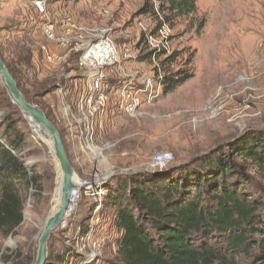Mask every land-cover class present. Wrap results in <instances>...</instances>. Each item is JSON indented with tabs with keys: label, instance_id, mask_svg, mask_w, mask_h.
Masks as SVG:
<instances>
[{
	"label": "rangeland",
	"instance_id": "obj_1",
	"mask_svg": "<svg viewBox=\"0 0 264 264\" xmlns=\"http://www.w3.org/2000/svg\"><path fill=\"white\" fill-rule=\"evenodd\" d=\"M35 1L0 0V49L25 99L40 107L56 126L59 115L65 122L64 105H74L81 72L75 70L73 60L68 64L47 60L46 51L56 49L41 30L46 16L59 20L68 14L80 24L109 28L122 59L120 68L107 69L110 75H126L141 89L149 78L155 88L154 99L142 104L137 116L114 110L98 119L95 162L88 165L79 159L87 170L131 171L151 165L155 156L164 154H171L175 161L197 157L189 167L229 145L253 136L264 138V0H196L195 15L178 20L174 27L168 24L171 37L166 56L180 54L171 70L193 77L166 95L159 82L164 74L159 60L143 58L151 51L145 34L157 26L153 16L137 15L145 0H47L46 16L37 11ZM104 9L110 13L99 15ZM10 123L25 136L20 156L24 163L33 162L27 168L29 176L34 172L41 181L38 187L21 183L26 192L22 223L8 236L0 235V264H32L38 248L36 226L41 227L51 210L56 175L17 108L10 105L0 80V138ZM235 162L242 160L235 158ZM90 200L76 226L78 242L72 240L69 245L85 254L79 260L67 256L70 264H101L116 254L119 233L113 213L100 210L98 224L91 227L96 206ZM79 225L82 232L77 231ZM86 235L90 238L82 240ZM65 248L61 243L49 246L50 253L57 255L56 262ZM90 251L97 257H91ZM237 264L258 262L251 254Z\"/></svg>",
	"mask_w": 264,
	"mask_h": 264
},
{
	"label": "trees",
	"instance_id": "obj_2",
	"mask_svg": "<svg viewBox=\"0 0 264 264\" xmlns=\"http://www.w3.org/2000/svg\"><path fill=\"white\" fill-rule=\"evenodd\" d=\"M156 1L158 7L153 0H145L137 13L157 20L153 31L163 24L174 27L197 10L196 0ZM144 41L147 46L146 38ZM166 55L149 51L143 57L159 60L163 95L193 77L183 70H171L179 53ZM24 142L15 123L7 125L0 138L2 236L22 223L26 192L21 185L31 182L38 187L41 181L34 172L29 176L27 167L33 162L25 167L22 161ZM235 158L242 163L237 164ZM251 171L253 175H247ZM108 188L104 186L103 209L112 211L119 239L115 257L101 264H237L242 256L251 254L258 264H264L263 137L229 145L183 169L142 175ZM67 256L82 259L68 247L55 264H70Z\"/></svg>",
	"mask_w": 264,
	"mask_h": 264
},
{
	"label": "built area",
	"instance_id": "obj_3",
	"mask_svg": "<svg viewBox=\"0 0 264 264\" xmlns=\"http://www.w3.org/2000/svg\"><path fill=\"white\" fill-rule=\"evenodd\" d=\"M34 5L41 15L46 16L47 0H36ZM109 13L104 9L99 15L106 16ZM41 30L46 40L56 49L46 51L47 60L53 64H67L73 58L74 67L81 72V76L76 78L80 83L77 86L74 105H64L63 117L76 156L78 159L87 160L88 165L94 164L93 142L98 119L108 111L114 110L132 117L137 116L141 105L154 99L155 88L149 78L145 89H141L135 86L133 79L126 78V75H110L107 69L109 67L116 69L117 66L120 68L122 59L120 47L109 33V28L89 27L64 14L59 20H52L46 16ZM170 37L171 30L166 24L145 34L148 46L155 53L168 51ZM147 91V96H143ZM172 160L171 154L157 155L153 158V163L164 165ZM24 165L27 166L26 163ZM98 194L96 197H99V200L95 201L96 207L94 206L90 218L91 227L98 224V212L103 209L102 199L105 194ZM81 230L82 227L79 225L77 231ZM81 238L89 239L90 235ZM73 241L78 242L76 235ZM72 248L81 256L85 254L78 246ZM90 252L91 257H97L93 251Z\"/></svg>",
	"mask_w": 264,
	"mask_h": 264
},
{
	"label": "water",
	"instance_id": "obj_4",
	"mask_svg": "<svg viewBox=\"0 0 264 264\" xmlns=\"http://www.w3.org/2000/svg\"><path fill=\"white\" fill-rule=\"evenodd\" d=\"M0 80L7 91L10 105L17 108L22 119L38 147L42 149V158L50 162L55 171V191L51 210L41 227H38V248L32 264H54L57 255H52L49 246L63 244L66 248L74 239L76 226L82 211L96 196L99 188L110 186L142 175H161L190 165L197 157L184 161L172 160L164 165L155 163L131 171H114L112 167L87 170L76 156L69 133L61 115L56 124L38 106L28 102L23 96L17 81L5 64L0 49ZM209 153V152H208ZM205 153L201 156H206ZM27 167V166H25ZM28 168V167H27ZM56 199L59 204L56 207Z\"/></svg>",
	"mask_w": 264,
	"mask_h": 264
},
{
	"label": "bare ground",
	"instance_id": "obj_5",
	"mask_svg": "<svg viewBox=\"0 0 264 264\" xmlns=\"http://www.w3.org/2000/svg\"><path fill=\"white\" fill-rule=\"evenodd\" d=\"M96 154H97V153H96ZM97 192H98V193H103V194H105V190H104V188H99ZM98 193H97V195H99ZM95 197H96V196H91V198H93L94 202L97 201V200H99V197H96V198H95ZM91 200H92V199H91ZM91 200H90V201H91ZM58 204H59V199H56L55 206L57 207Z\"/></svg>",
	"mask_w": 264,
	"mask_h": 264
},
{
	"label": "crops",
	"instance_id": "obj_6",
	"mask_svg": "<svg viewBox=\"0 0 264 264\" xmlns=\"http://www.w3.org/2000/svg\"><path fill=\"white\" fill-rule=\"evenodd\" d=\"M97 155V154H96Z\"/></svg>",
	"mask_w": 264,
	"mask_h": 264
}]
</instances>
